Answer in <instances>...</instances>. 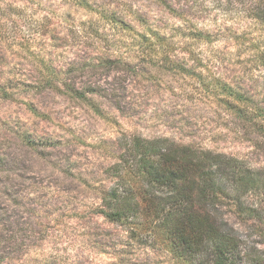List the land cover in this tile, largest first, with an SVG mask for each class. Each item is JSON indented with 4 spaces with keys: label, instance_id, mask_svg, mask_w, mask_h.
I'll return each instance as SVG.
<instances>
[{
    "label": "rangeland",
    "instance_id": "1",
    "mask_svg": "<svg viewBox=\"0 0 264 264\" xmlns=\"http://www.w3.org/2000/svg\"><path fill=\"white\" fill-rule=\"evenodd\" d=\"M252 4L0 0V264H185L166 236L131 238L109 221L103 198L134 137L264 178V22ZM224 85L251 101L234 104ZM241 202L253 218L224 198L217 223L264 264V193Z\"/></svg>",
    "mask_w": 264,
    "mask_h": 264
},
{
    "label": "trees",
    "instance_id": "2",
    "mask_svg": "<svg viewBox=\"0 0 264 264\" xmlns=\"http://www.w3.org/2000/svg\"><path fill=\"white\" fill-rule=\"evenodd\" d=\"M251 1L250 16L264 22V0ZM158 41L165 45L162 37ZM260 60L264 65V52ZM222 89L234 104L251 101L226 85ZM226 104L234 108L233 103ZM113 170L117 183L103 198L107 209L103 215L129 228L131 238L137 231L162 234L185 264H259L242 250L235 229L225 232L217 223L224 198L253 218L256 211L244 206L242 196L264 193V178L238 159L169 139L134 137L126 141V151ZM144 218L149 228L140 223Z\"/></svg>",
    "mask_w": 264,
    "mask_h": 264
}]
</instances>
